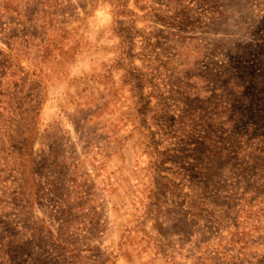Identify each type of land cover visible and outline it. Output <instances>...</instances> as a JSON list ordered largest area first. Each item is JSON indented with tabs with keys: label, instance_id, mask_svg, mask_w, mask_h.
Here are the masks:
<instances>
[{
	"label": "rangeland",
	"instance_id": "1",
	"mask_svg": "<svg viewBox=\"0 0 264 264\" xmlns=\"http://www.w3.org/2000/svg\"><path fill=\"white\" fill-rule=\"evenodd\" d=\"M0 264H264V0H0Z\"/></svg>",
	"mask_w": 264,
	"mask_h": 264
}]
</instances>
